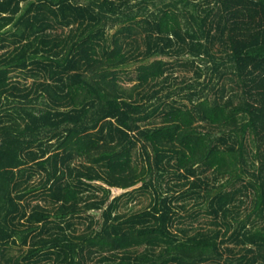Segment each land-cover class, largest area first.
<instances>
[{
    "label": "trees",
    "instance_id": "obj_1",
    "mask_svg": "<svg viewBox=\"0 0 264 264\" xmlns=\"http://www.w3.org/2000/svg\"><path fill=\"white\" fill-rule=\"evenodd\" d=\"M0 264H264V0H0Z\"/></svg>",
    "mask_w": 264,
    "mask_h": 264
},
{
    "label": "rangeland",
    "instance_id": "obj_2",
    "mask_svg": "<svg viewBox=\"0 0 264 264\" xmlns=\"http://www.w3.org/2000/svg\"><path fill=\"white\" fill-rule=\"evenodd\" d=\"M190 72H192V70ZM218 79L220 81V78L217 75L214 76L213 82L217 81ZM125 83L126 84H131L132 81L128 80ZM209 91H210V89L208 90V92ZM149 199H150V195H149L148 192L138 193V194L136 193L135 196L132 199L125 200V198H123L119 210L122 211V212H126V211H129L130 207H133V209L142 208L144 205H146L148 203ZM77 226H78L79 229H81L83 227V224L79 222V223H77Z\"/></svg>",
    "mask_w": 264,
    "mask_h": 264
}]
</instances>
